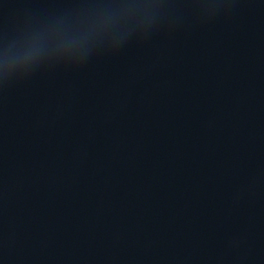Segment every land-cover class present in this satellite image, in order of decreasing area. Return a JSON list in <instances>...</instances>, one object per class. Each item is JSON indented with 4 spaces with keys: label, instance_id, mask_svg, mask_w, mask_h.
<instances>
[{
    "label": "water",
    "instance_id": "water-1",
    "mask_svg": "<svg viewBox=\"0 0 264 264\" xmlns=\"http://www.w3.org/2000/svg\"><path fill=\"white\" fill-rule=\"evenodd\" d=\"M79 264H264V0H74Z\"/></svg>",
    "mask_w": 264,
    "mask_h": 264
}]
</instances>
